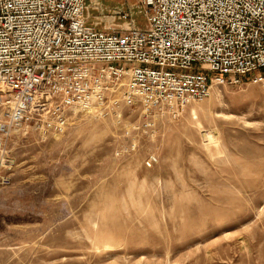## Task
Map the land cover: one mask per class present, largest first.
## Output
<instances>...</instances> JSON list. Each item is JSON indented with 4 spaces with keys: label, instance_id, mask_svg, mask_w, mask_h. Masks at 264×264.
Segmentation results:
<instances>
[{
    "label": "rangeland",
    "instance_id": "374dc122",
    "mask_svg": "<svg viewBox=\"0 0 264 264\" xmlns=\"http://www.w3.org/2000/svg\"><path fill=\"white\" fill-rule=\"evenodd\" d=\"M87 4L98 30L145 26L138 0ZM122 109L8 140L0 264H264V80L214 86L118 156L141 120Z\"/></svg>",
    "mask_w": 264,
    "mask_h": 264
},
{
    "label": "built area",
    "instance_id": "2783aa9c",
    "mask_svg": "<svg viewBox=\"0 0 264 264\" xmlns=\"http://www.w3.org/2000/svg\"><path fill=\"white\" fill-rule=\"evenodd\" d=\"M88 1L0 0L2 160L14 135L59 134L73 110L140 108L117 153L129 155L155 117L178 119L213 86L264 80V0H138L145 26L117 31L87 22Z\"/></svg>",
    "mask_w": 264,
    "mask_h": 264
},
{
    "label": "bare ground",
    "instance_id": "6f19581e",
    "mask_svg": "<svg viewBox=\"0 0 264 264\" xmlns=\"http://www.w3.org/2000/svg\"><path fill=\"white\" fill-rule=\"evenodd\" d=\"M212 90H214V86L212 87ZM191 112H192V114H194V111L193 110Z\"/></svg>",
    "mask_w": 264,
    "mask_h": 264
}]
</instances>
